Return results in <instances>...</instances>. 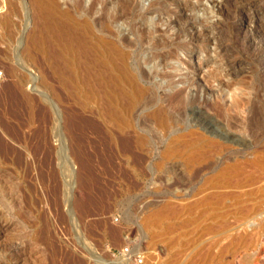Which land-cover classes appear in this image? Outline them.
<instances>
[{
	"label": "rangeland",
	"instance_id": "rangeland-1",
	"mask_svg": "<svg viewBox=\"0 0 264 264\" xmlns=\"http://www.w3.org/2000/svg\"><path fill=\"white\" fill-rule=\"evenodd\" d=\"M0 1V264H264V3L56 0L114 44L107 89Z\"/></svg>",
	"mask_w": 264,
	"mask_h": 264
},
{
	"label": "bare ground",
	"instance_id": "bare-ground-1",
	"mask_svg": "<svg viewBox=\"0 0 264 264\" xmlns=\"http://www.w3.org/2000/svg\"><path fill=\"white\" fill-rule=\"evenodd\" d=\"M30 1H34L37 5L36 19L39 24L38 33H40L38 42H46L51 61L58 69L62 67L61 74L59 75L62 76V84L79 85L84 83V81L92 84L95 81L108 89L112 82H120L122 84L133 83L125 66L116 63L113 58V55L116 56L117 54L114 44L91 33L89 25L84 22L83 18L74 17L68 9H63L56 0ZM253 1L255 4L264 3V0H252L251 2ZM0 3L2 2L0 1ZM4 27L5 21L0 14V35ZM100 52L102 55L104 53H108L109 55L106 58L100 59ZM95 56L99 59L96 60ZM11 72L14 73L12 68ZM13 83L20 91V97L25 104V109H29L30 97L27 92L20 89L21 79L17 78ZM100 89L105 92L104 89ZM105 110L107 114H113L111 107L107 106ZM199 119H197V122H202ZM206 126L208 127L209 125L206 124ZM96 127L98 129V126ZM18 137L20 138V135ZM141 140V137H138V141ZM6 224V222L0 221V234L5 230ZM92 256L95 258L94 260L97 264L103 263L97 255L92 254Z\"/></svg>",
	"mask_w": 264,
	"mask_h": 264
},
{
	"label": "built area",
	"instance_id": "built-area-1",
	"mask_svg": "<svg viewBox=\"0 0 264 264\" xmlns=\"http://www.w3.org/2000/svg\"><path fill=\"white\" fill-rule=\"evenodd\" d=\"M0 4H1L0 5V12H1L2 11V3H0ZM4 81H5V71H4V68L0 62V88H1ZM136 258H137L136 263H138V264L143 261L141 255H137Z\"/></svg>",
	"mask_w": 264,
	"mask_h": 264
}]
</instances>
